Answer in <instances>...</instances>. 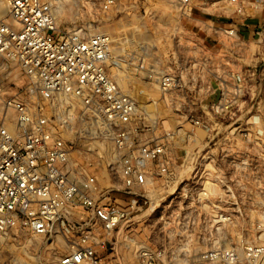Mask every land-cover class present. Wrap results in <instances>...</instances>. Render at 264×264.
<instances>
[{"label": "built area", "instance_id": "2783aa9c", "mask_svg": "<svg viewBox=\"0 0 264 264\" xmlns=\"http://www.w3.org/2000/svg\"><path fill=\"white\" fill-rule=\"evenodd\" d=\"M7 1L0 58L28 82H0V264H264L238 225L264 112L237 66L264 0ZM157 5L180 15L158 37L133 24ZM161 187L177 211L137 225Z\"/></svg>", "mask_w": 264, "mask_h": 264}, {"label": "rangeland", "instance_id": "374dc122", "mask_svg": "<svg viewBox=\"0 0 264 264\" xmlns=\"http://www.w3.org/2000/svg\"><path fill=\"white\" fill-rule=\"evenodd\" d=\"M7 0H0V20L6 18L10 20V12H9V6H7ZM46 3H55L56 0H44ZM62 7V5H60ZM68 7V5L66 6ZM168 8L163 5H157L155 7V14L154 18L149 19L145 18L144 20H135L133 21V24H139L141 26H149L151 27L155 32L156 36H160L164 33V29L169 26H176L179 24V14H170L168 13ZM198 12V11H197ZM208 16V15H204ZM261 16L264 17V9L262 10V13H255L253 14V19L260 18ZM71 15L68 13H63V16L61 17V20L63 22H67ZM186 23V22H185ZM192 26V25H191ZM260 26L257 28V25H251L249 28L247 26L239 24L240 29V35L241 37L248 43L246 48L244 50H239L237 54H240V60L237 63L238 67H241L247 71V73H250V77L248 78V84L250 89V100L251 105L254 106L252 110V114H255L256 107L258 103L260 102V99L262 100V107L264 112V21ZM189 29V25L187 26ZM119 26L117 25V29ZM255 28V29H254ZM263 28V29H262ZM258 32V33H257ZM117 36V35H115ZM237 56V55H236ZM239 56H237L238 58ZM0 61L5 62L8 64V68L6 70H0V82H2L6 86L7 93L6 95H12L17 94L21 86L26 84L28 82V78L25 76L24 73H21L20 69L16 64L13 62H8L6 60H2L0 58ZM249 71V72H248ZM125 83L127 81H124ZM129 83H132L136 88H138L142 83L140 79H134L128 81ZM149 88L150 85H149ZM149 92L154 99L159 98L158 92L154 90H150ZM161 109L162 105H161ZM167 114V113H166ZM171 115V114H170ZM239 115V114H237ZM252 147V156H251V162H252V169L250 176L248 178L247 182V190L250 193L251 198V205L248 210V214L251 218V221H248L246 223H238L239 226H250L249 232L247 234L248 240L253 243H262L264 242V222L260 221V208H264L263 204L260 203V201L264 202V189H262V193L259 192V185L261 184L264 188V160L259 159L258 155L256 154L258 147L253 143L251 144ZM175 180H179L178 176L175 178ZM162 190L159 189L158 194L160 196H164L163 202H165L166 205H162L160 207H157L155 211H143L136 214L138 216L136 220H139L140 222H137L136 224L143 225V220L151 215V214H171L173 211H177L178 209V202L180 200V196L178 193L176 195H171L170 191L166 192V188L161 187ZM126 197H123L122 199L125 200ZM173 199L171 207L168 206L171 200ZM156 223V220H154ZM144 225H147L144 224ZM258 225L262 226V230L258 227ZM149 229V228H147ZM144 230V229H143ZM173 241V240H172ZM235 243H240V239H233ZM130 254V252L128 253ZM241 264H248V262H242Z\"/></svg>", "mask_w": 264, "mask_h": 264}, {"label": "crops", "instance_id": "0c3cea01", "mask_svg": "<svg viewBox=\"0 0 264 264\" xmlns=\"http://www.w3.org/2000/svg\"><path fill=\"white\" fill-rule=\"evenodd\" d=\"M263 21H264V17L261 16L260 18H257V19L249 18L246 20V23L248 24L249 27L253 24V25H257V28H258L263 23ZM249 30H250V28H249Z\"/></svg>", "mask_w": 264, "mask_h": 264}, {"label": "bare ground", "instance_id": "6f19581e", "mask_svg": "<svg viewBox=\"0 0 264 264\" xmlns=\"http://www.w3.org/2000/svg\"><path fill=\"white\" fill-rule=\"evenodd\" d=\"M7 2V6H8V1H6ZM114 52L117 54V51L116 50H114ZM119 58H122V57H120V56H118Z\"/></svg>", "mask_w": 264, "mask_h": 264}]
</instances>
